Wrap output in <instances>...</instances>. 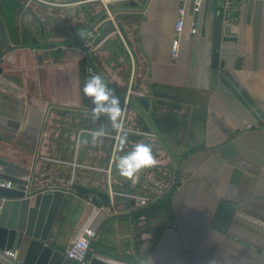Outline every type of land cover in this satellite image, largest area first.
I'll use <instances>...</instances> for the list:
<instances>
[{"label": "crops", "instance_id": "0c3cea01", "mask_svg": "<svg viewBox=\"0 0 264 264\" xmlns=\"http://www.w3.org/2000/svg\"><path fill=\"white\" fill-rule=\"evenodd\" d=\"M75 1L1 0L0 158L7 164L0 171L29 180L36 192L78 183L150 196L147 205L127 207L122 196H111L106 206L94 204L90 194L69 193L50 235L64 252L91 225L97 236L90 251L133 264H264V0H251L250 10L245 0L227 22L231 39L222 40L219 68L212 64L211 3L194 11L187 0L173 57L180 0L114 4V20L99 2L85 8ZM8 6L14 7L11 23ZM93 25L121 33L109 42L114 48L93 61L120 98L118 120L125 116L124 125L133 129L123 145L108 114L94 115L90 96L75 100L69 91L75 60L68 50L81 65L83 89L79 36ZM123 47L127 54L115 53ZM105 53L118 61L113 72ZM130 83L143 95L124 111ZM140 97L149 99L148 108ZM144 122L151 134L134 131ZM101 126L112 136L93 139L91 130ZM230 137L237 152L216 162L211 147ZM136 143L151 145L156 163L129 178L116 160Z\"/></svg>", "mask_w": 264, "mask_h": 264}, {"label": "water", "instance_id": "95a60500", "mask_svg": "<svg viewBox=\"0 0 264 264\" xmlns=\"http://www.w3.org/2000/svg\"><path fill=\"white\" fill-rule=\"evenodd\" d=\"M223 0H204L205 6L211 3L213 11L216 13L214 19L213 31V66L219 68L220 48L222 40L231 39L230 34L226 33L227 22L229 19H235L238 10L245 0H232V10L227 13L222 3ZM225 1V0H224ZM247 2V1H246ZM1 3V0H0ZM133 6H137L132 1ZM248 9H251L252 1H248ZM195 0H191V7L194 8ZM217 8L219 10L217 11ZM135 12L143 9H128ZM107 49H113L114 45L109 43L105 46ZM125 54V51L118 48L115 53ZM222 64V63H221ZM139 103L148 108L149 99L140 97ZM259 112V111H258ZM264 119V114L261 115ZM264 124L263 121L259 125ZM143 130L150 131L148 125L144 122ZM214 154L216 162L220 163L223 159H228L237 152L233 142V137L212 146L210 149ZM7 162L0 158V165H6ZM10 180L14 183L11 187L0 185V264H78V262L66 255V252L57 248L51 240V232L58 214L62 208L64 200L71 192L90 194L94 204L99 200L104 205L111 204V195L108 189H99L82 184L74 183L70 189L56 188L35 191L31 189L29 180L15 178L3 171H0V181ZM126 206H135L136 200L125 198ZM6 250L17 251L16 259L5 257ZM89 264H133L99 252L90 251Z\"/></svg>", "mask_w": 264, "mask_h": 264}, {"label": "built area", "instance_id": "2783aa9c", "mask_svg": "<svg viewBox=\"0 0 264 264\" xmlns=\"http://www.w3.org/2000/svg\"><path fill=\"white\" fill-rule=\"evenodd\" d=\"M132 1L140 2L142 0H76L75 2H72V3L73 4H83V3L99 2L103 6L108 19L114 20L115 13L112 10V5L118 4V3L132 2ZM180 1H181V5L179 6V9H178V16H177V19L174 25V38L172 40V45H171V53L173 57H176L179 53L181 40L183 37V33L185 31L186 18H187V13H188V10L186 7L187 0H180ZM203 1L204 0H195L194 11L200 10ZM48 2L53 3V4L56 3V2H51V1H48ZM63 4L67 5V3H63ZM231 4H232V0L224 1V7L227 13L230 12ZM191 26L194 29V27L196 26V21L192 20ZM118 34L121 35L118 28H114L112 30H109V29L103 30L99 26H96V25H93L92 27L88 28L87 30H85L84 32L80 34L79 41H80V49L82 53L81 58L82 60L85 61V66L87 70V80L92 75H96V74L100 75V73L95 68L93 57L95 56V54L101 52L102 49H104L105 46L112 40V38H114V36ZM131 83H130V86L126 89V92L123 98L124 111L127 110V107L130 105V102L133 98L143 95L142 92L136 90ZM124 117L122 119L124 130L125 131L133 130L124 125L125 124ZM82 131L83 130H81L80 133H82ZM91 131L94 132L95 130H91ZM134 131H137L138 133L143 134V135L151 134V132H146L142 129H136ZM103 135L110 136L111 134L104 132ZM114 137H116L118 140L119 135L117 134ZM0 185L11 187L14 185V183L10 180H6V181H0ZM109 193L111 196H122L124 198L134 199L140 205H147L151 201V198L148 195L140 194L136 192H130V191H127V192L117 191L115 189H112L111 187H110ZM96 236H97L96 229L92 227L91 225L86 226L83 229V232L76 239H74L71 242V244L68 246V248L66 249V255L76 260L78 264H89V255H90V250L92 246V241L96 238ZM3 254L4 255L6 254L8 256H15L16 251L6 250L3 252Z\"/></svg>", "mask_w": 264, "mask_h": 264}, {"label": "clouds", "instance_id": "9594fccd", "mask_svg": "<svg viewBox=\"0 0 264 264\" xmlns=\"http://www.w3.org/2000/svg\"><path fill=\"white\" fill-rule=\"evenodd\" d=\"M83 92L92 98L94 115L108 114L112 122L111 126L120 133L118 139L120 144L123 145L127 139V132L123 128L122 120H118V117L122 115V108L120 106V98L115 95L114 90L108 87L101 75L96 74L86 81L83 86ZM103 134L104 128L101 126L92 132V137L96 139L103 136ZM155 163L156 160L154 159L151 145L136 143L130 151L117 158L116 167L121 175L132 178L139 169Z\"/></svg>", "mask_w": 264, "mask_h": 264}, {"label": "rangeland", "instance_id": "374dc122", "mask_svg": "<svg viewBox=\"0 0 264 264\" xmlns=\"http://www.w3.org/2000/svg\"><path fill=\"white\" fill-rule=\"evenodd\" d=\"M87 4H89V3H84L82 6L83 7H85V8H87ZM142 5V3L140 2V4L138 5V6H141ZM100 6H101V8H102V10H104V8L102 7V5L100 4ZM105 12V11H104ZM70 48V47H69ZM71 50V49H70ZM70 50H68V52H69V56H70V62H72V61H74L75 60V62L73 63V64H71L70 65V67H72V69H73V74H74V80H75V85H74V87L73 88H71V89H69V91L70 90H73L72 92L70 91V94L72 93L73 94V97H74V99L75 100H81V98H87V95H85L84 94V92L82 91L83 89H81L80 87H79V82H81V65H80V63H79V60L76 58V53L75 52H72V51H70ZM123 50L125 51V54H127L126 53V49H125V47H123ZM100 56V55H99ZM102 58H103V60L104 59H106V61H112L111 63H107V66H108V68L111 70V72H113V70L115 69L114 68V65H115V62L117 63V65H118V61H116L115 59H116V57H114V56H111V55H109V53H105V54H102V56H101ZM107 57V58H106ZM110 58V59H109ZM120 60V59H119ZM120 62V61H119ZM120 63H123L124 64V62H120ZM123 64H121V66H124ZM79 65H80V67H79ZM105 70H107V69H105ZM115 71V70H114ZM85 77V76H84ZM71 78V77H70ZM139 87V86H138ZM83 93H82V92Z\"/></svg>", "mask_w": 264, "mask_h": 264}, {"label": "trees", "instance_id": "16d2710c", "mask_svg": "<svg viewBox=\"0 0 264 264\" xmlns=\"http://www.w3.org/2000/svg\"><path fill=\"white\" fill-rule=\"evenodd\" d=\"M7 1V0H6ZM8 1H13V0H8ZM13 9H14V7L13 6H8V13H7V16H8V20H9V22L11 23L12 21H13ZM104 49H102V51H103ZM100 53V52H99ZM99 53H97V54H99ZM112 56H113V54H111ZM115 56V55H114ZM95 65V68H96V70H97V66H96V64H94ZM123 96H124V94H122ZM130 105H132V106H134V107H136V106H138V101L135 99V98H133L132 100H131V103H130ZM172 193V192H171ZM147 211V209H142V210H140V211H138L137 213H136V215H140L141 213H145Z\"/></svg>", "mask_w": 264, "mask_h": 264}, {"label": "flooded vegetation", "instance_id": "af4514ba", "mask_svg": "<svg viewBox=\"0 0 264 264\" xmlns=\"http://www.w3.org/2000/svg\"><path fill=\"white\" fill-rule=\"evenodd\" d=\"M94 62V61H93ZM131 103V102H130Z\"/></svg>", "mask_w": 264, "mask_h": 264}]
</instances>
